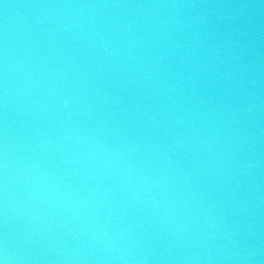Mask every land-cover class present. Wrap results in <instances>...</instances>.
Here are the masks:
<instances>
[{"label": "water", "instance_id": "95a60500", "mask_svg": "<svg viewBox=\"0 0 264 264\" xmlns=\"http://www.w3.org/2000/svg\"><path fill=\"white\" fill-rule=\"evenodd\" d=\"M0 200L10 264H264V4L0 0Z\"/></svg>", "mask_w": 264, "mask_h": 264}, {"label": "clouds", "instance_id": "9594fccd", "mask_svg": "<svg viewBox=\"0 0 264 264\" xmlns=\"http://www.w3.org/2000/svg\"><path fill=\"white\" fill-rule=\"evenodd\" d=\"M260 3L264 4V0H260ZM237 35L241 38L247 39L248 31L246 26L237 25ZM65 104L68 103V100L64 101ZM2 202V200H0ZM71 204V201H68ZM12 256L10 255L9 249L7 247V237L5 234L0 233V264H10Z\"/></svg>", "mask_w": 264, "mask_h": 264}, {"label": "snow or ice", "instance_id": "6c2138e0", "mask_svg": "<svg viewBox=\"0 0 264 264\" xmlns=\"http://www.w3.org/2000/svg\"><path fill=\"white\" fill-rule=\"evenodd\" d=\"M6 264H8V262H6Z\"/></svg>", "mask_w": 264, "mask_h": 264}]
</instances>
